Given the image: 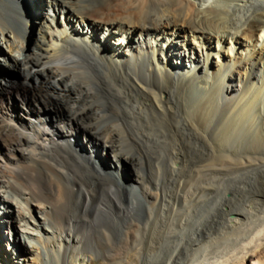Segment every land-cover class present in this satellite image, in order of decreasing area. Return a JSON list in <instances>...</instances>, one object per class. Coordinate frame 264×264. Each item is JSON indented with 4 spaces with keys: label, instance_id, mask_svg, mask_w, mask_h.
<instances>
[{
    "label": "bare ground",
    "instance_id": "obj_1",
    "mask_svg": "<svg viewBox=\"0 0 264 264\" xmlns=\"http://www.w3.org/2000/svg\"><path fill=\"white\" fill-rule=\"evenodd\" d=\"M258 220L264 0H0V264H203Z\"/></svg>",
    "mask_w": 264,
    "mask_h": 264
},
{
    "label": "rangeland",
    "instance_id": "obj_2",
    "mask_svg": "<svg viewBox=\"0 0 264 264\" xmlns=\"http://www.w3.org/2000/svg\"><path fill=\"white\" fill-rule=\"evenodd\" d=\"M1 72H2V74H5L7 76V78L12 79V80H16L17 74H16V72L14 70H12V69H2L1 68ZM27 92L30 94V92L28 90H27ZM41 94H39L38 92L35 91V95L37 97H39V98L41 97L40 99H43L45 97V95L44 94L41 95ZM43 100H45V99H43ZM129 176L130 175H129L127 169L122 171L121 178L123 180H128ZM227 197H230V195H227ZM251 202L253 204H255V205L258 204V200H256V199L252 200ZM260 221L261 220L256 221L257 222L256 224L261 226V227L257 226V228L259 227L258 228L259 231L262 229L260 231V233H261L264 230V222L263 221L260 222ZM258 230H255V232H253L252 235H250V237H248L246 240H245V235L246 234L244 235V233H233V234L232 233H229V234L225 233L224 236H220L219 240L215 241V243L212 245V247L208 248V253L206 254V255H208V258L203 262V264H207L206 262L212 263V261H217L218 259H219L218 260V262H219L220 260L223 261V260L227 259L228 257L230 258V257H232L234 255L236 256L237 254L242 252L243 249L246 247V245L248 243L247 241H248L249 238H251V240H254L253 242L251 241L252 243L250 244V246L251 245H252V247L255 246L254 244H256V240L258 238L257 235L259 233V232H257ZM260 233H259V235H260ZM263 234H264V231L262 232L261 236ZM261 236H259V237L261 238ZM262 238H263V236H262ZM241 249H242V251H241ZM263 255H264V251L262 253V256L258 255V254H254V255H252L251 258L245 260V264H253L254 263L253 260H255V258H257V257H259V260L261 259L260 262L264 263V256ZM91 263L92 264H105L104 261L102 260V258L98 257V256H93L92 259H91Z\"/></svg>",
    "mask_w": 264,
    "mask_h": 264
}]
</instances>
